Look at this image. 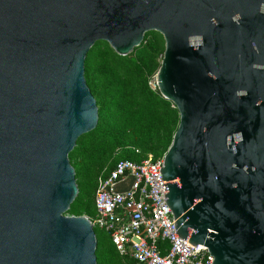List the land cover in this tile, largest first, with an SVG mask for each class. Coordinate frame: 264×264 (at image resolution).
I'll return each instance as SVG.
<instances>
[{
    "label": "water",
    "instance_id": "water-1",
    "mask_svg": "<svg viewBox=\"0 0 264 264\" xmlns=\"http://www.w3.org/2000/svg\"><path fill=\"white\" fill-rule=\"evenodd\" d=\"M162 35L155 86L179 114L159 170L178 240L264 264V0H0V264H97L69 154L98 123L97 41Z\"/></svg>",
    "mask_w": 264,
    "mask_h": 264
},
{
    "label": "trees",
    "instance_id": "trees-1",
    "mask_svg": "<svg viewBox=\"0 0 264 264\" xmlns=\"http://www.w3.org/2000/svg\"><path fill=\"white\" fill-rule=\"evenodd\" d=\"M163 52V37L155 31L145 33L141 44L127 56L116 54L105 41H97L88 51L84 77L96 101L98 123L77 139L68 156L78 187L68 215L95 216L98 179L107 177L116 162H140L148 155L160 159L169 148L179 114L150 85ZM94 231L97 264H134L119 255L105 231Z\"/></svg>",
    "mask_w": 264,
    "mask_h": 264
},
{
    "label": "built area",
    "instance_id": "built-area-1",
    "mask_svg": "<svg viewBox=\"0 0 264 264\" xmlns=\"http://www.w3.org/2000/svg\"><path fill=\"white\" fill-rule=\"evenodd\" d=\"M162 165L163 158L152 155L140 162H116L107 177L98 179L95 216L85 217L134 264H212L207 248L177 239L174 217L163 199Z\"/></svg>",
    "mask_w": 264,
    "mask_h": 264
},
{
    "label": "rangeland",
    "instance_id": "rangeland-1",
    "mask_svg": "<svg viewBox=\"0 0 264 264\" xmlns=\"http://www.w3.org/2000/svg\"><path fill=\"white\" fill-rule=\"evenodd\" d=\"M155 83H156V76L150 81L151 87L154 89L155 88ZM120 155V154H119ZM118 155V156H119ZM65 215H68L67 213Z\"/></svg>",
    "mask_w": 264,
    "mask_h": 264
}]
</instances>
